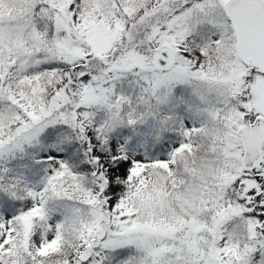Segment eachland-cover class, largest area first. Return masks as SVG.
<instances>
[{
    "label": "snow or ice",
    "instance_id": "6c2138e0",
    "mask_svg": "<svg viewBox=\"0 0 264 264\" xmlns=\"http://www.w3.org/2000/svg\"><path fill=\"white\" fill-rule=\"evenodd\" d=\"M0 264H264V0H0Z\"/></svg>",
    "mask_w": 264,
    "mask_h": 264
}]
</instances>
